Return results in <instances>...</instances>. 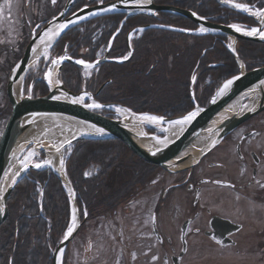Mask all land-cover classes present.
I'll return each mask as SVG.
<instances>
[{
  "label": "trees",
  "instance_id": "1",
  "mask_svg": "<svg viewBox=\"0 0 264 264\" xmlns=\"http://www.w3.org/2000/svg\"><path fill=\"white\" fill-rule=\"evenodd\" d=\"M154 2L191 10L219 24L253 23L250 17L215 0ZM123 18L122 13L95 17L85 24L82 35L71 38L77 39V46H91L94 51L105 49ZM153 24L196 28L188 20L168 13L137 14L125 20L112 41L109 58H120L126 53L130 30L146 28L131 41L130 60L107 62L98 68L99 73L90 85L98 88L107 83L99 95L101 102L119 103L135 112L164 116L162 110L169 109L175 111L171 116L182 115L191 108L188 84L193 76L194 88H201L204 98L238 73L236 61L225 47L226 36L187 34L152 27ZM236 51L247 70L264 65V44L239 41ZM65 74L69 84H75L74 67L68 65ZM142 98L143 104L126 102H139ZM156 168L112 138L76 141L64 163L75 203L87 213L85 221L114 211L135 197ZM7 210V218L0 225V264H51L50 252L62 240L70 219V202L60 179L48 169L30 171L11 191Z\"/></svg>",
  "mask_w": 264,
  "mask_h": 264
},
{
  "label": "flooded vegetation",
  "instance_id": "2",
  "mask_svg": "<svg viewBox=\"0 0 264 264\" xmlns=\"http://www.w3.org/2000/svg\"><path fill=\"white\" fill-rule=\"evenodd\" d=\"M76 1L74 0L65 17L82 7L95 5L99 2V0H78L77 3ZM110 1L115 0H100L102 3ZM244 2L246 5H253L264 10L263 0H252L251 2L244 0ZM63 6L64 4H60V0H56L55 4L52 3V0H5L4 5L0 7L2 10V15H0V136L12 111L7 94L9 76L22 58L30 39L36 36L47 22L61 11ZM223 6L233 9L227 5ZM248 17L253 21L251 25L256 28L261 18L256 21L252 15ZM92 19L78 24L60 35L49 46L47 57L44 55L39 58L35 65L26 71L19 88L20 98L29 96L38 98L48 93L44 73L54 57L64 55V57L75 61L83 60L86 61L85 63H89L96 60L98 52L106 53L108 56L111 45L109 48L107 45L105 49L98 48L94 51L91 46L75 45L74 41L77 39L71 38L73 35H77L76 38L79 34L82 35L87 26L85 24ZM124 21H121L122 24ZM188 21L192 23L190 20ZM192 24L194 25V23ZM263 26L261 30H263ZM135 29L136 31L132 32ZM133 30H130L126 36L130 45L131 41L138 38L142 32L138 28ZM94 34L96 35L95 32ZM227 37L225 47L229 51ZM239 41L244 40H237L234 44L232 40L230 41L231 50H234L236 54ZM252 43L264 44V42ZM126 47L127 50L123 56L128 57L127 42ZM229 52L232 54L231 51ZM132 53L131 50L128 60L131 59ZM68 65L74 67L75 84L72 85L67 81L65 74ZM100 66L89 68L91 73L87 78L83 75L85 67L65 62L61 63L59 72L54 77L71 92L78 94L84 90L91 93L97 103L106 104L108 102L100 101L99 95L107 83L98 93L96 91L102 84L98 88L90 85L91 81L97 77ZM210 66L213 65L210 64ZM199 89L201 88L195 89L193 86V99H191L189 81L188 93L191 108L186 113L193 109L194 101L201 104L202 107L206 106L210 96L201 103L199 94L197 95V91L200 92ZM252 96H254L253 93H249L239 99L234 109L226 110L222 120L228 119L232 115L241 116L254 108L253 114L237 124L210 148L208 145L211 140L207 138V153L196 164L174 173H168L157 165L151 164L157 167L154 170V173L157 171V177L155 180L156 198L150 213L148 228L141 222L142 227L137 228L135 216L132 215L125 221L122 231L114 218L116 211L113 212L110 215L112 219L110 228L117 230L111 244L116 245L117 241H121L122 238L125 256L117 252L107 260L108 264H162L163 260L172 264V258L175 257H179L178 264H187L184 260L191 251H202L206 256L207 264H264V187H262L264 185V101L262 108L254 107L251 104ZM143 99H138L139 102L132 100L126 102L130 105L143 104L145 102ZM87 102H90L89 99ZM167 110L169 109L162 110L164 116H158L173 119L186 114L171 116L175 111ZM147 128L150 133L161 135L154 128ZM81 211L79 210L78 216L81 214L83 217V213L87 214L85 210ZM152 216L155 217V223L151 219ZM70 220L71 218L67 227ZM84 220L80 223H84ZM68 243L63 249L61 257L64 264L67 262ZM58 245L59 243L50 252L51 264L53 253ZM86 260L88 259L81 263L76 261L74 264H93Z\"/></svg>",
  "mask_w": 264,
  "mask_h": 264
},
{
  "label": "water",
  "instance_id": "3",
  "mask_svg": "<svg viewBox=\"0 0 264 264\" xmlns=\"http://www.w3.org/2000/svg\"><path fill=\"white\" fill-rule=\"evenodd\" d=\"M218 1V0H216ZM74 0H67L61 11L53 17L47 24L40 30V32L33 36L28 45L26 46L22 58L19 60L13 71L11 72L7 84V94L9 97V101L11 103L12 111L10 117L4 127V130L0 136V208H3V211L0 212V225L6 220L8 210H7V201L13 190L16 183L25 175L26 172L30 170H42L47 169L48 167L35 168L33 165H28L27 170H23L22 161H24V157L27 154L22 155L17 161V165L14 170L16 173L19 172V175H14L9 178L10 166L15 159V156L18 152L19 144L24 135L36 124L43 122L48 118H61L66 119L68 121L75 122L80 124L91 131V135L85 136H75L64 141L59 147V151L57 148L54 152H62L65 149L70 148L73 143L82 139H104V138H112L120 140L124 145L128 147V149L134 153L137 157L142 159L143 161L157 165L162 170L168 173L178 172L183 168L193 166L196 162L207 153V146L201 152L200 150L190 151L186 154L181 155L183 151L191 146L198 138L208 137L211 139L208 148L213 146V142L215 144L232 128H234L237 124L243 121L246 117L253 114L255 109L252 111L245 112V114L241 116L232 115L228 119L221 120L219 123H213L216 114L228 103L233 100L241 99L245 95L249 93H253L254 96L257 97L256 103L254 107L262 108L264 101V65L260 67L253 68L251 70H245L241 65H243L242 61L237 57V54L234 50H232V54L235 60L238 63V73L229 77L225 81H223L212 93L205 107L199 108L200 112L191 122L187 123L186 127L183 131L176 136L175 138L169 140L168 142L163 143L157 147H149L145 146L139 142L138 138L140 135L131 129L124 123L121 118H108L100 113L96 112L101 110H113L110 106L113 107H125L121 105L115 104H102L104 107L100 109H90L86 105V100H92V94L89 92H80L75 94L69 90H67L63 84L57 80L54 76H57L61 63H71L78 67H85L83 64L76 63L75 60L71 58H66L62 60L58 65L52 64V60L59 59L60 57H64L61 55L59 57H54L51 59L48 64L45 72V80L48 86V93L39 98L29 99V97L18 98L16 99L14 95V87L17 86L19 82H21L24 74L28 70L30 65V61L35 52L33 49L37 48L41 44V37H44L45 32L56 33L59 31V35H53L51 39L48 37H44L43 42L50 43V46L58 39L60 35L69 30L70 28L81 24L89 19L94 17L112 14V13H123L124 20L128 17L135 14H147L153 15L155 13H168L181 16L190 20L194 25H196L197 30L200 31V28L207 29L204 33L195 32L194 34H222L228 36L232 43L234 44L237 40L251 41L256 43L264 42V39H261L259 33L256 35H245L244 33L237 32L230 25H223L211 22L203 17H200L194 12L175 7L173 5H157L153 0H115L106 3L95 4L87 7H82L77 11L71 13L69 16L65 17L66 13L70 9ZM250 16V15H248ZM264 20L261 19L257 29H262ZM62 24H66L67 27L63 30H60L59 26ZM122 24V22H121ZM121 24L112 35L109 40L108 48L112 44L114 37L118 34ZM179 32H184L180 29H174ZM136 31L133 30L132 32ZM188 33V32H184ZM129 48V45H128ZM131 56V49H128V58L127 59H109L107 58V54L105 53L101 58L94 60L92 62H87L85 64H91L93 67L100 66L105 62L111 63H120L128 60ZM244 66V65H243ZM92 67V68H93ZM55 68V74H53V70ZM49 72L51 75L49 77ZM239 77V79H235ZM53 78L56 83L53 84ZM51 80V83H50ZM228 80H233V84L231 87L221 96H217L219 90L223 87L224 83ZM194 79L190 80V96L193 99V85ZM106 83L102 84L101 87L96 91L97 93L102 89V87ZM80 96H84L85 100L83 103L73 104L71 101L74 98H78ZM253 96V97H254ZM58 97V99L56 98ZM213 98H215V103H213ZM97 103V102H96ZM100 104V103H98ZM194 107L197 108V104L194 103ZM194 108V109H195ZM246 108V106H245ZM128 110V109H127ZM130 111V110H129ZM194 111V110H192ZM131 112V111H130ZM134 115H149L146 113L136 114L131 112ZM186 116V115H185ZM162 118L159 123L160 127L162 124L166 122H171L177 118L168 119L165 117ZM183 118V117H181ZM96 129H101V132H97ZM148 136H152L146 132ZM31 147L29 150H31ZM44 153L43 149H38ZM28 152V151H27ZM50 169V168H49ZM51 170V169H50ZM52 171V170H51ZM53 172V171H52ZM61 181V184L70 198V209L71 214L72 208H75V215L77 219V228L74 230L73 234L67 241L60 242L57 246L55 252L52 256V264H56L57 254L60 249H64L67 243L71 240L76 230L80 225L79 216L76 211L75 204V193L69 183L65 173H64V181L63 179L53 172ZM15 179L16 183L13 184L12 180ZM66 187L69 189L70 193L67 191ZM179 257L172 258V264H178Z\"/></svg>",
  "mask_w": 264,
  "mask_h": 264
},
{
  "label": "bare ground",
  "instance_id": "4",
  "mask_svg": "<svg viewBox=\"0 0 264 264\" xmlns=\"http://www.w3.org/2000/svg\"><path fill=\"white\" fill-rule=\"evenodd\" d=\"M141 1H145V0H141ZM255 11H264V10L263 9H261V10H251V12H255ZM251 12H247V13L252 15ZM155 14H157V13H155ZM155 14H153V15H155ZM252 16H253V18L256 21L260 20L259 17H256L254 15H252ZM151 26L152 27H158V28H165V29H169V30H172V31H176L174 29H178V28H175V27H171L169 25L153 24ZM137 28H140V27H137ZM244 30H246V29H244ZM263 30H264V26H263ZM177 32H179V31H177ZM241 33H243V32H241ZM126 42L129 45V48L131 49V45H130V42H129L128 39H126ZM49 46H50L49 42L48 43H45L43 41L41 42V44L37 48V51L34 53L32 59L30 61V65H29L28 69L31 66H34L35 62L39 58L44 56V49H45V47L49 48ZM112 59H118V58H112ZM55 72L56 71H55V68H54L53 74H55ZM44 76H45V73H44ZM192 78H195V76H193ZM51 79H53V78H51ZM55 83H56V81L53 79V84L55 85ZM194 83H195V79H194V82H193V85H192V89H193ZM20 84H21V82H19L17 84V86L14 87V95H15L16 99L20 98V96H19L20 95V93H19L20 92V89H19L20 88ZM82 91H84V90H82ZM84 92H86V91H84ZM211 95H210V97H211ZM31 99H35V98H31ZM87 100L85 102L86 104H91V103H93V101H95L93 98H92V100L89 99L90 102H87ZM256 100H257V97L256 96H254V97L252 96V98H251L252 106H254V104L256 103ZM95 102H97V101H95ZM237 102H238V99L233 100L230 103H228L226 106H224L216 114L214 120L212 121V124L213 123H219L224 118L226 110L234 109L236 107ZM194 103H196V102L194 101ZM106 104L121 105V106L125 107L128 110L127 111L118 112L117 111L118 108L119 109H124V108L110 106V108L113 109V110H110V109L106 110V111H108V112H105L107 114H104L103 112H100V111H97V110H96V112H98L101 115H103L105 117H108V118H112L110 116V112L109 111H111L112 113L115 112L119 116V118H121L124 121L126 126L129 127V129H131L132 131H134V132H136V133H138L140 135L138 140H139L140 143H142L145 146L157 147L159 145H162L163 143L168 142L169 140H171V139L175 138L176 136H178L183 131V129L186 127V125H187V123L183 124V125H174L172 122L182 119L181 117H184L189 112L186 113L185 115L180 116V117H176L177 119L172 120L171 122H166L165 124H163L161 126V129H162V131L165 134L164 137H159V136H157L155 134H153L152 136H148L146 132H148V133H150V132H149V130L146 131L144 127H155V128L159 127L160 128V125H159V123H156L154 121L144 120V119H142V117H144V116L160 117V116H158L156 114H153V113H148L149 115H134L131 112H134L136 114H140L141 112H135L132 109H130V108H128V107H126V106H124L122 104H119V103H106ZM197 107L200 108L198 104H197ZM194 108L195 107H193L192 110H196V108L195 109ZM192 110H190V112ZM113 119H115V118H113ZM91 134H92L91 131L89 129H87L86 127H84V126H82L80 124H77L75 122L68 121L66 119H61V118H48V119L44 120L43 122L36 124L35 126H33L24 135V137L20 141L18 152H17V154L15 156L14 161L12 162V164L10 166L9 178L13 177L15 175V173H16V170H14V169H15V167L17 165L18 159L28 150V145L29 144H33V148L25 155L24 161H26L28 163V165H33L34 166L35 164H37L36 162L35 163L33 162L34 156L37 155L38 152H40V150H38V149H43L44 154H45V159L39 164H41L42 167H48L47 169L50 168L53 172H55L57 175H59L64 181V173H65V171H64V168L63 169L60 168V163H59L60 160L62 159L63 151L56 153V152H54L55 149L57 147H59L64 141H66L69 138H72V137H75V136L91 135ZM150 134H152V133H150ZM208 139H210V138L208 137ZM206 146H207V139L198 138L193 144H191V146L189 148H187L185 151H183L181 153V155L186 154L187 152L196 151V150H200L201 152H203V150L205 149ZM30 152L33 153V155L29 158L28 154ZM46 160H50L51 164L50 165L45 164L44 161H46ZM42 167H40V168H42ZM28 172H26L25 175ZM25 175L22 178H24ZM66 189L70 193V191H69V189L67 187H66ZM70 198H69V201H70ZM74 209L75 208L73 207L72 208V212H73ZM70 211H71V209H70ZM76 211L78 213L77 206H76ZM72 215H73V213L71 214V221H72ZM58 261H59V264H60L61 263L60 251L57 254L56 264H58Z\"/></svg>",
  "mask_w": 264,
  "mask_h": 264
},
{
  "label": "rangeland",
  "instance_id": "5",
  "mask_svg": "<svg viewBox=\"0 0 264 264\" xmlns=\"http://www.w3.org/2000/svg\"><path fill=\"white\" fill-rule=\"evenodd\" d=\"M4 1L5 0H1L0 7L2 5H4ZM66 1L67 0H60V4H65ZM100 3H102V2H100V0H99V2L97 4H100ZM220 3L222 5H227L233 9H235L236 12H238V13L242 14L245 12L241 9H237V8L232 6L233 3H240V4L246 5L244 0H231L230 3H224L223 0H221ZM263 5H264V0L262 3V6ZM247 6L251 10H261V9L256 8L253 5L252 6L247 5ZM245 13L248 14L247 12H245ZM246 14H244V15H246ZM230 25H233V24H230ZM235 25H239L242 29H246V30H250V29L254 28V25H244V24H239V23H237ZM181 29H183L184 32H188L187 34H194L195 32L200 33V31H196L197 28L194 30H190L189 28H186V29L181 28ZM139 34H140V32H139ZM135 35H138V34H135ZM195 35H203V34H195ZM132 37H133V35H132ZM227 39H228V43H227L228 49H229V51H232L231 50L232 46L229 47V45H231V43H230L231 39L229 37H227ZM103 54L104 53H102V52H98L96 59L101 58ZM125 56L118 58L116 60L123 59ZM109 59H111V58H109ZM84 62H86V61H84ZM244 66H245V64H244ZM244 66H243V68L245 70H247L246 67H244ZM238 70H239V68H238ZM90 73H91V70L89 68L83 69V75L85 77L88 78L90 76ZM134 87H137V86H134ZM135 91L140 92L139 90H136V89H135ZM198 94H199V101L202 103L205 99H208V97L212 93L210 95H207V98H206V96L203 98V96L201 95V92L198 93V91H197V95ZM198 105L200 108H202L201 104H198ZM100 112L107 114V113H105L106 110H101ZM109 112L111 113L110 116L112 118H119V116L115 112H113V113L111 111H109ZM144 128L146 131L148 130L146 127H144ZM152 128H154L158 133H161V135L159 137L165 136L161 127L160 128L159 127L158 128L152 127ZM155 135L158 136V134H155ZM32 145L33 144L28 145V150H27L28 152L30 151L29 148ZM27 151L24 154L28 153ZM68 153H69L68 149H65L63 151V153H62V159L63 160L65 159V157L67 156ZM44 159H45V154L42 152H38L37 155L34 156L33 162L34 163L35 162L41 163ZM156 177H157V171H155V173H153V176L151 177V179L147 181L145 186L139 190V192L136 194L135 197H133L132 199H130L126 203L120 204L114 211L101 213L95 217L89 218L88 221L84 220L87 218V214L83 213V217H81V214H79L80 215L79 221L82 222V220H84V223H80L78 229L76 230L75 234L73 235V237L71 238V240L68 243V246L66 248L67 262H65V264H74V262H76V261H77V263H81L82 261H85V259H88V260H86V261H89L88 263L92 262L93 264H98L100 262L101 264H108L107 260L109 258H111L112 256H114V254H116L117 252H119L123 256H125L124 252H123L124 247H123L122 238H121V241H119V240L117 241L116 245L111 244V242H112L111 240L114 237V234H115L117 229L110 228L111 222H112L110 215L116 211L115 212L116 215L114 218H116V224L119 225L118 227H120L122 229V231L124 230L125 221L127 219H129V216H132V215L135 216V219L137 222V228L139 226L142 227L140 225L141 223H142V225L146 224L147 228H148L150 213H151V210H152V207L154 205L155 198H156L155 197V193H156V181L155 180H156ZM78 213H79V209H78ZM70 218H71V211H70ZM146 220H147V223H146ZM70 223H71V220L69 222V225H70ZM205 257L206 256L204 253H202V251H193V252L191 251L190 254L184 260V262L187 264H207V262L205 261ZM60 264H64L63 258L61 259ZM162 264H169V262L166 260H163Z\"/></svg>",
  "mask_w": 264,
  "mask_h": 264
},
{
  "label": "snow or ice",
  "instance_id": "6",
  "mask_svg": "<svg viewBox=\"0 0 264 264\" xmlns=\"http://www.w3.org/2000/svg\"><path fill=\"white\" fill-rule=\"evenodd\" d=\"M149 2H150V0H149ZM223 2L224 3H230L231 0H223ZM52 3L55 4L56 0H52ZM232 6L237 8V9H241V10H243L245 12H251V9L245 4L233 3ZM251 14L256 16V17L261 18L262 20H264V11H255V12H251ZM0 15H2V10H0ZM193 15H195V13H193ZM66 27H67L66 24H62V25L59 26L60 30H63ZM230 27H232L237 32H243L245 35H256L257 33H259L261 39H264V30L257 29V28H252L251 30H244L239 25H235V24L230 25ZM141 31H143V29H141ZM206 31H207V29L200 28V32L201 33H204ZM53 35L58 36L59 35V31H57L56 33H51V30H50L49 32H45L44 33V37H48L49 39H51ZM44 37H41L42 41H43ZM229 47H231V45H229ZM33 52H36L35 48L33 49ZM44 55H45V57H47V55H48V48L47 47H45V49H44ZM66 58L67 57H60L59 59L52 60V64L58 65L62 60L66 59ZM127 58L128 57H124V59H127ZM76 63L83 64L85 66V68H92L93 67V65H91V64H85V62L83 60H77ZM241 67H243V65H241ZM48 75L50 77L51 72H49ZM193 79H195V78H193ZM235 79H239V77H236ZM233 82H234L233 80L226 81L224 83L223 87L217 93V96L223 95L231 87ZM50 83H51V80H50ZM56 98L58 99V97H56ZM29 99H31V96H29ZM84 100H85V97L84 96H80L78 98H74L71 102L73 104H78V103H83ZM212 102L215 103V98H213ZM86 106L88 108H90V109H93V110L100 109V108L104 107L102 104H98L95 101H93V103H91V104H87ZM117 111L118 112L127 111V109H119L118 108ZM199 112H200V109L197 107L196 110L189 112L182 119L173 121L172 123L174 125H183V124L189 123L193 119L196 118V116L199 114ZM142 119L149 120V121H154L156 123H160L161 120H162V118L156 117V116H144V117H142ZM96 131L102 133L101 129H96ZM213 144H215V141L213 142ZM57 151H59V148H57ZM32 155H33V153L30 152L28 154V157L30 158ZM44 163L47 164V165H50L51 161L50 160H46V161H44ZM59 163H60V168L63 169L64 168V160L61 159ZM34 167L40 168V167H42V165L37 163V164L34 165ZM22 168L25 171L27 170L28 163L26 161H22ZM15 175L18 176L19 172L15 173ZM86 175H87V173H86ZM12 183L13 184L16 183L15 179L12 180ZM262 187H264V185H262ZM2 211H3V208H0V212H2ZM151 219H152L153 223H155V217L152 216ZM76 228H77V219H76L75 209H74L73 210V215H72V221H71L70 225L67 227V231L64 234L62 242L67 241L69 239V237L72 236V234H73V232H74V230ZM217 243H220V241H217ZM59 251H60V256L62 257L63 256V249H60ZM134 258H135V256L133 255V259ZM154 259H155V257H154ZM58 264H59V261H58Z\"/></svg>",
  "mask_w": 264,
  "mask_h": 264
}]
</instances>
